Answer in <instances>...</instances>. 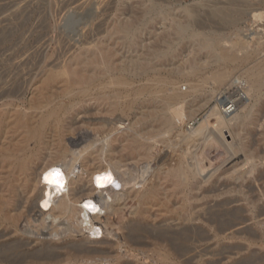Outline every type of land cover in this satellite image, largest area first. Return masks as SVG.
Returning a JSON list of instances; mask_svg holds the SVG:
<instances>
[{"label": "rangeland", "instance_id": "374dc122", "mask_svg": "<svg viewBox=\"0 0 264 264\" xmlns=\"http://www.w3.org/2000/svg\"><path fill=\"white\" fill-rule=\"evenodd\" d=\"M262 3L0 0V263L264 264V91L260 99L249 98L250 114L239 133L216 132L217 119L210 118L214 108L220 109L218 96L234 91L237 81L247 83L249 70L264 52L248 61L221 64L218 51L201 47L205 37L199 34L205 28L208 38L216 39L213 33H218L229 48L237 42L248 50L264 46V20L254 23L251 17L254 9L264 12ZM179 25L187 28L186 34H178ZM245 51H238V57ZM138 61L142 67L133 64ZM195 65L201 69L197 74ZM225 67L231 76L214 84L212 74ZM169 81H176L185 94L184 117L172 115L180 105L172 103V127H163L159 119L166 114ZM201 83L203 93L191 89ZM189 122H195V129L187 128ZM201 128L204 134L191 144L184 138L186 130ZM14 154L33 156L37 167L59 158L67 169L77 160L76 173L84 163L86 168L109 166L122 182L121 194H140L111 216L113 226L102 228V244L86 240L90 234L81 228L76 209L59 220L22 217L15 225L12 217L25 190L6 161ZM253 164L257 167L252 171ZM180 166L187 176L175 178ZM112 194L94 197L103 201ZM136 209L143 211L141 224L153 237L162 229L170 234L190 229L176 241L186 250L169 254L159 240L149 239L136 257L113 260L117 251L111 245L122 236L120 228L136 219ZM221 220L235 226L217 235ZM242 230L244 234L237 233ZM6 245L19 249L4 254ZM117 250L123 254L125 249Z\"/></svg>", "mask_w": 264, "mask_h": 264}, {"label": "bare ground", "instance_id": "6f19581e", "mask_svg": "<svg viewBox=\"0 0 264 264\" xmlns=\"http://www.w3.org/2000/svg\"><path fill=\"white\" fill-rule=\"evenodd\" d=\"M262 4H264V3H262ZM186 12H188V11L186 10ZM252 12H253V14L251 17H252V19H254V21H253L254 23L256 21L264 20V12H262V11L258 12V9H254ZM229 16L230 15H228V17ZM191 31L192 30H190V32ZM186 33H187V28L179 25L178 34L183 35ZM196 33L197 32L193 33L194 37H196V35H197ZM237 33H239V32L237 31ZM199 34H202L205 37V38L201 39V47L211 49V52H213V53L214 52L216 53L218 51V54H216L215 57H216L218 62H221V64L223 63L226 65L227 63H236V62L248 61V60L253 59L254 57H259L264 52V46L260 45L259 48H257V49L248 50V47H246L243 43H241V42L234 43L233 39H232L233 40L232 42L234 44H232L230 48L226 47L222 44L224 42V39L223 38L221 39L219 37L220 35H218V33H213V36L217 37V38L215 37L216 39L208 38L209 33L206 31L205 28H203L202 33H199ZM231 35H233V34L231 33ZM237 35H239V34H237ZM212 40H217V41H212ZM229 43H231V42H229ZM241 50L242 51L246 50V51H245V53H243L242 57H238L237 52L241 51ZM261 59L262 60H260L259 64L257 66L252 67L248 72V80H247L248 84L245 83V85H247V86L244 89L246 99H244L239 106V108L241 107L242 109L240 111L238 109V111L232 116L225 117L221 114V112L219 110H216L214 108V111H216V113L213 112L214 114H211L210 118L216 117V119H217L218 124H217L216 129H215L216 132L218 130L220 133H222V131L224 129H228L230 132H231V130H233V132L239 133L242 126L245 125L246 119H248L247 117L250 114L247 112V110H248L247 102L249 101V98L250 99H252V98L260 99L261 96L263 95L262 93L264 91V56L261 57ZM133 64L135 66L140 65L142 67V65L140 64L139 61L133 62ZM193 68L195 69V74H197L199 71H201L199 66L197 67L195 65ZM142 69L146 74L148 73V71H150V68L148 67V65L143 66ZM231 74H232V71H230V68L225 67V68L219 69L215 73H213L211 80L213 81L214 84H223V83H226L227 79L231 76ZM166 84H167L166 85L167 86L166 92L170 91L171 93H168V95H164L165 100H164L163 108L166 111V114L161 116V118L159 119V122H160L161 126H163V127H172L171 126L172 125L171 116H168V113L171 111L169 105L172 103H176V102L179 103L180 104L179 107L176 108V110L172 112L173 113L172 115H174L180 119H183V117H184V110H183L184 103H182V101L185 97V94L179 92L178 84L176 81H169ZM191 89H195V91H197V93H203L205 91V90H202V89H204V83L197 84L195 86L192 85ZM190 91H192V90L189 89V92ZM246 92H248V99H247ZM199 95H201V94H199ZM203 96L207 97L206 94H203ZM149 97H151V96H149ZM199 104H201V103H199ZM189 107L193 108L192 105ZM186 132H187V134H185L184 138L186 140H189V143H190L191 139L194 140L198 136L203 135L205 132V129L201 128V129H197V130H194L191 132L186 130ZM188 132H189V134H188ZM212 134H213V132H212ZM136 135L139 136V134H136ZM84 137H85V135H84ZM86 137H88V136H86ZM82 139H85V138H82ZM107 142H108V140H107ZM226 144L228 147L230 146V148L233 147L232 142H226ZM224 146L226 147V145H224ZM142 149L143 148L141 147V150ZM226 149L228 150V148H226ZM143 151L146 152L148 150L144 148ZM89 157H90V155L86 156V157L82 156L81 159L87 160V159H89ZM83 160H82V162H83ZM6 161H8V166L11 167L10 173L14 174L19 179V181L22 182L23 188L25 190L24 196L22 197L19 204H17V207H15L16 208L15 209L16 214H14L12 217L15 225L17 224V222H19V220H21L22 217H26L27 219H32V218H35L37 216L38 219L39 218H48V219H53L54 221L59 220L63 217H68L69 215H71L70 213L72 212V210L76 209V210H78L79 215H81V217H82V221L80 224L81 228H83V230L84 229L87 230V232L90 234L89 236L86 237V240H88L89 242H93V243H95V242L99 243L103 238L102 234L105 235V232L103 231V229L106 226L109 228L113 226L111 216L116 215L119 211H121V209L125 206L127 199H137L139 197V194H140V191H136V190H131L130 192H128V194H124L123 192L121 194V191L123 190L122 182H121V180H119V178L115 174V171H113L112 168L109 166L94 165V166H91L89 168H86V164L84 163L82 166V169L79 170L78 173H76L77 172L76 168L78 166V164L76 163L77 160H73V162L71 161L73 164H71V166L69 165L70 168H67V169L65 168L64 163L61 162L62 160L59 158L46 160L44 163H42V165L40 167H37V159L34 158L33 156L32 157H26L25 155L14 154V155H11ZM78 163H81V161ZM76 164H77V166H76ZM255 167H257V165L253 164L251 166V170L253 171L255 169ZM251 170H249V171H251ZM197 172H199V171H197ZM173 173H174L173 176L175 178L182 177L183 175L187 176V172L184 170L183 166H180ZM252 173H254V172H252ZM118 186H120V188H119L120 190L116 189V187H118ZM109 191H111L113 193L112 197L110 199L106 198L105 200L101 201V200H98L94 197L96 194L100 195V194H103V193L109 192ZM120 195H121V197H119ZM115 197H118L119 200L118 199L114 200ZM58 201H61V203H62L61 205L59 204L60 206L57 204ZM262 212L264 213V211H262ZM234 213L235 212L233 211V214ZM133 214L136 216V219L133 218L134 220L132 222H130L126 227L120 228V231L122 232V236H119L118 237L119 240L114 241L111 245V248L116 249V251H117V253L114 256L115 259L112 258L113 260L120 262L123 259V257L127 254H131V256L136 257L139 252L145 250V248L149 246L148 245L149 242H147L149 239L159 240L163 244V246L166 248V251L169 254L172 252H175V253L181 252L182 253V251L186 250V246H184V245L182 246L181 244H178L176 241L178 238H180V240L183 239L182 236H185L187 233H189L191 231L189 228H188L189 230L183 229V230H180V231H178L176 233H172V234H170V232H167V230L162 229V230H160V232H158L159 234L156 237H153L150 235L151 233L149 232V230L144 228L141 224L140 218H141V216L144 215L143 211L141 209H136L133 212ZM213 215H214V213H213ZM223 215H222V217H223ZM262 215H264V214H262ZM217 216H215V217H217ZM225 216H226V214H225ZM190 219H192V218H190ZM197 219L199 220L200 216H197ZM61 222H62V220H61ZM210 222L213 223L215 221L212 220ZM104 223H105V225H104ZM211 223H209V224H211ZM242 223H244V221L240 222V224H242ZM218 225H219V228L217 229V232H216L217 235L218 234L220 235V234H222L228 230H231L235 226V224L229 220H226V221L221 220V222L218 223ZM60 227L62 228V226H60ZM243 229H245V228L243 227ZM58 230H59V228H58ZM237 233L242 235L245 233V231L242 230V231L237 232ZM231 234L235 235V232H231ZM58 236H59V234H58ZM256 237H254V238H256ZM192 238H194V237H192ZM186 240H187V238H186ZM232 241H233V239H232ZM11 242H13V241H11ZM100 243L102 244V242H100ZM26 247H27V245H26ZM239 247H241V246H239ZM78 248H77V250H78ZM121 248L125 249L123 254L120 253L119 250H117V249H121ZM18 249H19L18 246L14 248L13 245L12 246L6 245V246L2 247L1 251H2V253L5 254L9 251H12V250L15 251ZM198 250H199V248H198ZM40 251H42V250H40ZM96 252H97V250H96ZM4 254H3V256H4ZM35 254H36V252H35ZM23 256H24V254H23ZM180 256H182V255H180ZM8 257L6 259L10 258V257L9 258ZM27 258H29V257H27ZM20 260H22V259H20ZM10 261L9 262L7 261V262L10 263ZM4 263H6V262L4 261Z\"/></svg>", "mask_w": 264, "mask_h": 264}, {"label": "built area", "instance_id": "2783aa9c", "mask_svg": "<svg viewBox=\"0 0 264 264\" xmlns=\"http://www.w3.org/2000/svg\"><path fill=\"white\" fill-rule=\"evenodd\" d=\"M236 87L234 91L222 92L221 95L218 96L217 102L220 106L219 111L225 117H229L234 115L241 104V102L245 99V91L246 85L243 82L237 81ZM195 122H189L187 124V128L189 130L194 129ZM120 186L116 187L119 189Z\"/></svg>", "mask_w": 264, "mask_h": 264}]
</instances>
